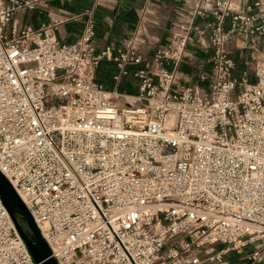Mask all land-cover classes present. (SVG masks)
Instances as JSON below:
<instances>
[{
  "label": "built area",
  "instance_id": "2783aa9c",
  "mask_svg": "<svg viewBox=\"0 0 264 264\" xmlns=\"http://www.w3.org/2000/svg\"><path fill=\"white\" fill-rule=\"evenodd\" d=\"M42 1L0 0V172L56 263L264 264V54L235 76L227 46H264V0H174L149 53L95 51L89 10L70 43L60 19L19 25ZM101 60L136 92L96 80ZM0 264H36L1 200Z\"/></svg>",
  "mask_w": 264,
  "mask_h": 264
},
{
  "label": "crops",
  "instance_id": "0c3cea01",
  "mask_svg": "<svg viewBox=\"0 0 264 264\" xmlns=\"http://www.w3.org/2000/svg\"><path fill=\"white\" fill-rule=\"evenodd\" d=\"M85 10L91 12L94 23L91 42L95 51L106 46L114 51L123 48L125 43L131 40L141 53H149L155 47L166 43L169 26L177 18L181 6L174 0H43L41 5L33 10L22 9L17 11L15 16L19 25L34 28L50 18L60 19L61 22L55 30L56 38L61 43H70L81 31ZM260 42L259 49L263 51L264 46L260 40H253V44L247 48L255 50V45ZM190 50L193 52V58L199 55L197 49ZM233 59L235 62V58ZM236 67L235 62L234 70ZM114 71L112 62L101 60L95 70V79L102 82L108 90L134 94L135 80L128 75L114 83L110 77ZM175 73L178 77L177 84H194L196 82L194 60L182 58Z\"/></svg>",
  "mask_w": 264,
  "mask_h": 264
},
{
  "label": "water",
  "instance_id": "95a60500",
  "mask_svg": "<svg viewBox=\"0 0 264 264\" xmlns=\"http://www.w3.org/2000/svg\"><path fill=\"white\" fill-rule=\"evenodd\" d=\"M0 200L8 212L13 225L25 243L32 260L36 264H57L50 255L49 248L35 225L30 213L20 200L5 176L0 172ZM15 216L23 221L20 226Z\"/></svg>",
  "mask_w": 264,
  "mask_h": 264
},
{
  "label": "rangeland",
  "instance_id": "374dc122",
  "mask_svg": "<svg viewBox=\"0 0 264 264\" xmlns=\"http://www.w3.org/2000/svg\"><path fill=\"white\" fill-rule=\"evenodd\" d=\"M171 26L172 24L169 26V28H171ZM148 30L150 32V27H148ZM259 44H261V42L255 45L256 46L255 50L247 47L237 48L234 46L233 41L227 44L229 51H231V53L233 54V58H235L236 60L235 62L237 67L235 68L233 73L235 76L239 75L242 69H246L247 73H250V68L254 59L257 57H263L264 53L260 51ZM17 221L20 224V226L23 225V221L21 219H18ZM219 247L220 245H215V248H219ZM229 256L232 257L234 255L230 254Z\"/></svg>",
  "mask_w": 264,
  "mask_h": 264
},
{
  "label": "bare ground",
  "instance_id": "6f19581e",
  "mask_svg": "<svg viewBox=\"0 0 264 264\" xmlns=\"http://www.w3.org/2000/svg\"><path fill=\"white\" fill-rule=\"evenodd\" d=\"M126 99H127L128 102H132L133 101L132 97H126Z\"/></svg>",
  "mask_w": 264,
  "mask_h": 264
},
{
  "label": "trees",
  "instance_id": "16d2710c",
  "mask_svg": "<svg viewBox=\"0 0 264 264\" xmlns=\"http://www.w3.org/2000/svg\"><path fill=\"white\" fill-rule=\"evenodd\" d=\"M15 218L18 220V219H21L19 216H15Z\"/></svg>",
  "mask_w": 264,
  "mask_h": 264
}]
</instances>
